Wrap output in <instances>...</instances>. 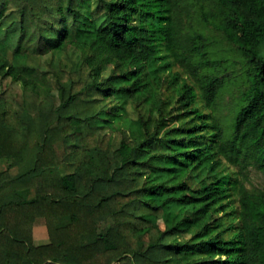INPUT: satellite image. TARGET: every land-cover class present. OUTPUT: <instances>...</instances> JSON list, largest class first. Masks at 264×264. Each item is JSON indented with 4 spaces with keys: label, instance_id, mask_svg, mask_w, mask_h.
Returning a JSON list of instances; mask_svg holds the SVG:
<instances>
[{
    "label": "trees",
    "instance_id": "1",
    "mask_svg": "<svg viewBox=\"0 0 264 264\" xmlns=\"http://www.w3.org/2000/svg\"><path fill=\"white\" fill-rule=\"evenodd\" d=\"M195 7L244 63L229 133ZM6 76L0 264H264V0H0Z\"/></svg>",
    "mask_w": 264,
    "mask_h": 264
},
{
    "label": "rangeland",
    "instance_id": "2",
    "mask_svg": "<svg viewBox=\"0 0 264 264\" xmlns=\"http://www.w3.org/2000/svg\"><path fill=\"white\" fill-rule=\"evenodd\" d=\"M193 14L194 24L201 29L207 37L212 56L221 60V63L217 67V72L224 76L226 83L217 100L214 113L229 133L232 131L240 92L246 85L243 81L244 63L239 50L225 38L224 33L203 22L199 16V7L194 8ZM78 53L79 52L74 46L69 45L65 51H49L41 56L40 59L45 65H49L51 59L56 62L58 59H61L69 65L72 59L76 58ZM173 70H179V67L174 65ZM0 88L15 102V104L18 106L22 105L24 96L23 86L20 81L14 80L9 76L0 77ZM169 91L165 90V94ZM133 106L132 110L128 112L129 117H135L142 111V108L145 109L147 107V105L136 106L135 103ZM7 165L8 160L0 161L1 169L6 168ZM228 168L235 173V166L228 165ZM245 183L249 188L264 187V174L254 167H251L248 178L245 179ZM233 204L236 205L237 201L233 200ZM33 238L36 244L44 243L49 240L47 228L43 223H38L33 226Z\"/></svg>",
    "mask_w": 264,
    "mask_h": 264
}]
</instances>
